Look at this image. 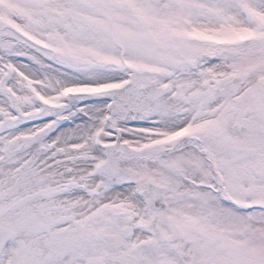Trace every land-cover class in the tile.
<instances>
[{"label":"snow or ice","instance_id":"snow-or-ice-1","mask_svg":"<svg viewBox=\"0 0 264 264\" xmlns=\"http://www.w3.org/2000/svg\"><path fill=\"white\" fill-rule=\"evenodd\" d=\"M0 264H264V0H0Z\"/></svg>","mask_w":264,"mask_h":264}]
</instances>
